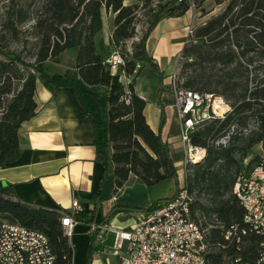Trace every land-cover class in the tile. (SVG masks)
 Instances as JSON below:
<instances>
[{
	"label": "trees",
	"instance_id": "trees-1",
	"mask_svg": "<svg viewBox=\"0 0 264 264\" xmlns=\"http://www.w3.org/2000/svg\"><path fill=\"white\" fill-rule=\"evenodd\" d=\"M127 1L0 0L5 27L14 32L13 36L18 37L19 26L32 21L38 41L33 60H27L9 49L0 35V169L16 161L27 146L18 130L36 115L37 79L46 86L75 88L85 109L83 117L91 118L95 125L96 161L103 165V176L99 190L92 194L94 211L38 206L17 198L11 185H0V218L43 232L56 254V264H73L75 254L62 225L63 214L92 227L108 186L113 194L131 176L147 186L171 179L177 183L171 197L158 199L147 208L114 205L103 223L122 210L148 212L157 203L174 198L181 189L162 126L155 131L148 122L147 100L136 91L135 83L141 62L157 67L147 50L157 25L165 18L184 16L193 6L203 10L207 0H157L146 32L133 44L130 57L125 54V64L114 70L107 61L111 47L120 53L117 48L136 35L139 4ZM213 1L225 4V8L195 28L190 44L183 48L187 60L175 78L177 87L222 97L230 106L224 117L205 121L191 134V143L205 148L206 156L202 162L191 164L193 171L187 167L185 186L194 198L193 218L207 228L210 244L223 241L224 230L242 221L244 210L233 194L234 184L243 172L264 160V0ZM104 12L113 15L108 43L103 37ZM71 49L76 51L75 75L49 74L47 62L60 64L57 57ZM158 74L160 98L164 74L160 70ZM122 76L133 78L125 84ZM82 83L105 89L106 127L91 107ZM233 127L227 144H217ZM257 146L263 154L250 158ZM211 254L214 264L223 258L221 252ZM91 263L89 249L86 264Z\"/></svg>",
	"mask_w": 264,
	"mask_h": 264
},
{
	"label": "crops",
	"instance_id": "crops-1",
	"mask_svg": "<svg viewBox=\"0 0 264 264\" xmlns=\"http://www.w3.org/2000/svg\"><path fill=\"white\" fill-rule=\"evenodd\" d=\"M192 10L184 16L188 17V25L192 23ZM110 16L105 13L103 37L108 43L112 32ZM180 18L163 19L155 28L147 41V50L154 52L159 59L157 64L161 67L160 72L166 73L167 62L175 55V52L183 47L178 46L179 38L184 37L186 26ZM110 28L109 35H104ZM185 29V30H184ZM181 30L183 35H181ZM180 33V34H179ZM156 40L153 47H148L149 40ZM74 50V49H73ZM75 51V50H74ZM66 51L57 57L60 62H47V71L51 75H65L68 72L75 75L76 51L74 56L65 59ZM163 58L166 60L163 61ZM159 75L158 73L153 75ZM142 72L137 76L135 89L147 100L145 115L155 131L162 126V137L168 142L172 158L178 168V178L181 186L182 171H187L185 165V150L181 140V121L174 108V100L166 99L165 89L156 101L149 103L146 90L141 87ZM168 76V75H167ZM175 73L169 77L174 87ZM149 77V76H147ZM125 79V80H124ZM121 80L125 83L131 81L127 76ZM91 107L104 126L108 125L107 96L101 86H89L82 83ZM174 96V91H173ZM175 99V97H174ZM35 100L37 102L36 115L24 121L19 127V138L27 145L20 157L0 169V184H9L13 187L17 198L31 202L35 205L52 209H74V201L77 200L81 208L92 212L95 210V202L92 194L100 188V180L103 176V165L96 161L95 125L91 118L83 117L84 107L79 99L75 88L55 85L46 86L40 79L36 81ZM152 104L156 105L153 108ZM164 125H161L163 122ZM131 179V178H130ZM128 180V182L130 181ZM127 182V183H128ZM124 186L120 194L114 196L111 186L103 193L106 200L96 210V218L92 227L76 222L70 241L75 248L73 264H86L89 249L92 255L91 264H113L110 253L117 257L120 263V254L115 248L108 246V239L121 230L133 227L136 222L147 212L119 211L112 215L106 222H102L111 208L116 204H130L142 208L137 196L147 191V186L137 179L132 184ZM168 198L161 197L160 199ZM115 246V244H114ZM109 257V258H108Z\"/></svg>",
	"mask_w": 264,
	"mask_h": 264
},
{
	"label": "built area",
	"instance_id": "built-area-1",
	"mask_svg": "<svg viewBox=\"0 0 264 264\" xmlns=\"http://www.w3.org/2000/svg\"><path fill=\"white\" fill-rule=\"evenodd\" d=\"M108 63L115 70L125 58L115 52ZM175 80V79H174ZM174 108L181 121V140L185 162L197 164L194 154L206 149L191 143V134L205 121L222 118L230 106L222 97L177 87L174 83ZM234 127L217 144L226 145ZM245 132L248 129L244 130ZM203 156V157H204ZM244 214L241 222L224 230V239L210 244L206 229L194 220L193 196L181 187L171 199L157 203L136 224L116 233L115 250L121 264H214L212 252L223 253L216 264H264V160L243 172L233 187ZM73 211H81L77 200ZM72 215L63 214L65 233L72 234ZM0 264H56V254L41 231L0 218Z\"/></svg>",
	"mask_w": 264,
	"mask_h": 264
},
{
	"label": "rangeland",
	"instance_id": "rangeland-1",
	"mask_svg": "<svg viewBox=\"0 0 264 264\" xmlns=\"http://www.w3.org/2000/svg\"><path fill=\"white\" fill-rule=\"evenodd\" d=\"M127 4H139L138 7V13H137V18H136V35L131 38L130 40H127L123 45L119 46L117 49H119L120 54L122 53L123 56L126 57L125 54H127L128 57H130L131 52L133 50V44L138 42L140 38L143 36V34L146 32V29L148 27V21L150 20V17L153 12V8H155L157 4V0H151L150 2H139L135 0H129L126 2ZM203 10H201V7H192V23L188 25V17L187 16H181V17H170V19H177L180 18L181 21H183L185 24H187L188 28H186L184 32V37L176 39L178 42L181 44L178 46L183 47L175 52V55L169 59L167 62L166 66V73L163 79L162 87L166 91L165 97L166 99H173V89H172V82L169 77L170 73H175L174 79L180 75L181 73V68L184 64V62L187 60L186 57L183 56V48L186 44H190L191 39L194 35L195 28L199 25H202L212 17L218 15L221 13L224 8L225 4L221 5H216L213 0H207L203 4ZM105 16V12H104ZM109 16V15H108ZM110 23L113 21V15H110ZM6 21L5 18L2 15V6L0 5V35L2 36L3 42L7 45V47L11 50H14L16 52H19L23 55L24 58L27 60H33L34 54L37 51V37L35 36L34 30L32 28V21L27 22L21 26H19L18 29V37H14L13 34L14 32L10 30L9 28L5 27ZM112 26V24H111ZM110 33V28L106 29V32H104V35H109ZM181 35H183V32L181 30ZM179 33V34H180ZM156 40H149L148 42V47H153L155 45ZM74 50H67L64 57L65 59L68 58L69 56L72 57V54L74 56ZM118 51H115V48L113 46L111 47V52L109 58ZM121 54V55H122ZM153 59H154V64H157L159 59L155 56L154 52L150 51L149 53ZM163 61L165 62L166 60L163 58ZM142 68L141 72L143 74V78L141 81V87H143L144 90H146V95L149 103H153L156 101V92L158 91L160 85H161V79L159 78V75H156L153 77V75L157 74L158 71L160 70V66L157 64V67H154L150 64L143 63L141 62ZM153 73H151V72ZM164 74V73H163ZM168 75V76H167ZM149 76V77H147ZM123 77V76H122ZM131 80L133 76L129 77ZM125 80V79H124ZM130 81H125V84H128ZM153 108H156V105L152 104ZM263 154V151L259 146L256 147L255 151H253L250 154V158L255 157V155H260ZM187 158V156H186ZM186 160V159H185ZM250 160V159H249ZM192 163L185 162V165L189 168V172L193 171V164ZM186 176H187V171L184 172L182 171V177H181V187L185 185L186 182ZM130 181L127 184H132L135 180L136 177L131 176ZM147 186V185H146ZM177 183L175 180H166L162 181L156 185L153 186H147V191L145 193H142L143 195L137 196V200L140 201L141 205H147L150 203V201L160 199L161 197H171L174 192L176 191ZM124 189L121 188L113 193L114 196H119L121 193L124 195H128L126 191L124 193L122 190ZM125 190V189H124ZM115 244V238L112 236L111 238L108 239V246L111 248L114 247ZM109 258V257H108ZM113 261V264H118V259L116 256L112 255L110 253V258Z\"/></svg>",
	"mask_w": 264,
	"mask_h": 264
},
{
	"label": "bare ground",
	"instance_id": "bare-ground-1",
	"mask_svg": "<svg viewBox=\"0 0 264 264\" xmlns=\"http://www.w3.org/2000/svg\"><path fill=\"white\" fill-rule=\"evenodd\" d=\"M204 151L201 150L197 154H194L193 157H195L196 162H200V160L203 158Z\"/></svg>",
	"mask_w": 264,
	"mask_h": 264
},
{
	"label": "water",
	"instance_id": "water-1",
	"mask_svg": "<svg viewBox=\"0 0 264 264\" xmlns=\"http://www.w3.org/2000/svg\"><path fill=\"white\" fill-rule=\"evenodd\" d=\"M206 156V155H205ZM205 156L203 157V159L205 158ZM1 185V184H0Z\"/></svg>",
	"mask_w": 264,
	"mask_h": 264
}]
</instances>
